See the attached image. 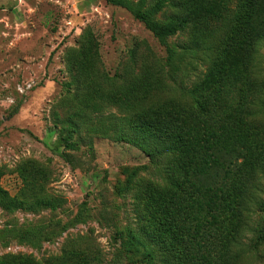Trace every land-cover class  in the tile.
<instances>
[{
	"label": "rangeland",
	"instance_id": "rangeland-1",
	"mask_svg": "<svg viewBox=\"0 0 264 264\" xmlns=\"http://www.w3.org/2000/svg\"><path fill=\"white\" fill-rule=\"evenodd\" d=\"M154 4L0 0V190L28 202L13 211L0 202V264H53L83 250H98L102 264H145L143 247L128 233L137 227L136 201L122 189L134 170L133 183L160 180L159 171L140 148L117 141L112 125L123 123L126 111L96 93L104 91L100 73L121 83L135 48L136 72L150 51L165 60L163 46L133 15ZM154 21L167 19L159 12ZM89 39L84 50L92 47L94 56L79 65L75 57ZM256 59L264 86V40ZM181 67L175 77L189 85L196 72L187 62ZM258 119L264 121V106ZM48 197L62 198V207H34ZM258 246L246 264H264V242Z\"/></svg>",
	"mask_w": 264,
	"mask_h": 264
},
{
	"label": "trees",
	"instance_id": "trees-1",
	"mask_svg": "<svg viewBox=\"0 0 264 264\" xmlns=\"http://www.w3.org/2000/svg\"><path fill=\"white\" fill-rule=\"evenodd\" d=\"M154 1L133 15L163 46L165 60L148 49L136 72L135 48L121 83L100 73L104 91L96 93L126 111L123 123L112 125L117 141L140 148L159 171L157 181L133 183L137 170L128 176L122 191L137 207L129 236L143 247L145 264H246L264 242V121L258 119L264 86L256 69L264 0ZM159 12L166 23L154 21ZM91 43L75 63L90 64L93 48L84 49ZM184 62L196 72L189 85L175 77ZM0 202L10 211L28 208L1 190ZM63 203L39 198L34 207L56 210ZM82 252L53 264H102L98 250Z\"/></svg>",
	"mask_w": 264,
	"mask_h": 264
}]
</instances>
